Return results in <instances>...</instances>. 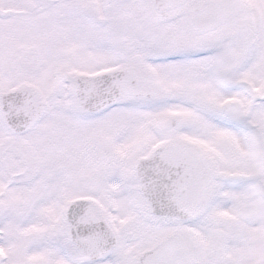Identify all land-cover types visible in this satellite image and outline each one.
<instances>
[{"label":"snow or ice","instance_id":"1","mask_svg":"<svg viewBox=\"0 0 264 264\" xmlns=\"http://www.w3.org/2000/svg\"><path fill=\"white\" fill-rule=\"evenodd\" d=\"M0 264H264V0H0Z\"/></svg>","mask_w":264,"mask_h":264}]
</instances>
